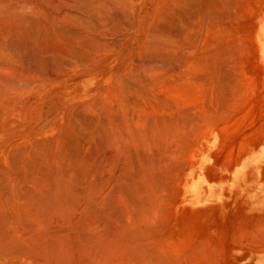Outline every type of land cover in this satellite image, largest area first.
<instances>
[{
  "label": "bare ground",
  "instance_id": "obj_1",
  "mask_svg": "<svg viewBox=\"0 0 264 264\" xmlns=\"http://www.w3.org/2000/svg\"><path fill=\"white\" fill-rule=\"evenodd\" d=\"M251 1L0 0V264L221 262L212 253L192 260L187 251L185 263L182 246L176 253L171 241L166 247L158 239L171 216L163 208L171 187L182 197L205 158L214 156L217 135L207 134L211 127L201 118L229 111L207 110L206 103L223 107L232 100L237 110L250 104L264 115V0L255 12ZM250 21L259 69L244 87L234 83L235 68ZM256 125V133L245 132L253 137L230 141L236 152L228 146V161L223 153L235 185L250 169L264 186V116ZM71 136L81 137L73 147L81 158L64 147ZM197 189H187L194 204L200 203ZM262 192L259 212L242 220L256 228L252 240L248 228L242 232L255 242L246 264H264Z\"/></svg>",
  "mask_w": 264,
  "mask_h": 264
},
{
  "label": "rangeland",
  "instance_id": "obj_2",
  "mask_svg": "<svg viewBox=\"0 0 264 264\" xmlns=\"http://www.w3.org/2000/svg\"><path fill=\"white\" fill-rule=\"evenodd\" d=\"M261 1L262 0H252L251 2H252V7H253V12H255V10L256 9H261L262 8V4L263 3H261ZM264 5V4H263ZM257 6V7H256ZM261 7V8H260ZM256 11H258V10H256ZM252 17V20H254V13H253V15L251 16ZM252 22H255V21H250L249 22V25L245 28V32H244V34L242 35V39H243V37H244V35H245V39H239V47H241V45H242V47H244V48H240V51L238 52V54H239V58H236V68H235V71L237 72V73H239L237 70H239L240 71V75L238 74V75H236L235 76V80H234V83H236V84H239L240 83V85H243L244 86V84H247L246 86H248V85H251L252 83V81H253V79H254V77H255V75L254 74H256V71H257V68L259 69V62H258V59H257V52H256V50H257V48H256V46L254 47L252 44H253V42H254V40L252 39V34L250 33V24L252 23ZM246 33V34H245ZM250 36V37H249ZM246 38H247V40H246ZM251 39V40H250ZM245 40V41H244ZM253 40V41H252ZM243 41L245 42L244 44H243ZM258 43V42H257ZM247 45H249V46H247ZM247 48H248V50H247ZM251 50H250V49ZM241 49H242V51H241ZM253 49V50H252ZM244 50V51H243ZM241 52H244V53H242V55H241ZM253 52V53H252ZM243 54L245 55V56H247L246 58H245V56H243ZM240 55H241V57H240ZM246 59V60H245ZM253 59H255V60H253ZM239 61V63L240 64H238V61ZM242 60V61H241ZM257 60V61H256ZM247 61H248V63H247ZM255 61H256V63H255ZM243 64V66H242V64ZM241 65V66H240ZM239 66H240V69H238L239 68ZM242 69H245L246 71H242ZM252 70V71H251ZM235 72V73H236ZM241 72H242V76H241ZM246 73V74H245ZM246 76H245V75ZM249 75V76H248ZM251 75H253V76H251ZM239 76L242 78L243 77V79H241V78H239ZM244 77H246V78H244ZM248 77H250L249 79H250V81H249V79H248ZM238 81H237V80ZM245 79H246V81H245ZM236 81V82H235ZM243 81V82H242ZM242 82V83H241ZM248 82V83H247ZM89 83V85L92 83V82H88ZM88 85V86H89ZM246 86H244V87H246ZM226 93V92H225ZM227 94H231V92H228ZM248 94H249V92H248ZM251 94V93H250ZM249 94V95H250ZM228 102V104H227V106L226 105H224L223 107L221 106V105H212V107L208 104V103H206V108H207V110H209L208 108H210V110H213V109H218L219 111H224V109H225V111H231V109H232V114H230L229 112H228V114H225V115H221V116H223V117H220V115L218 116V115H216L217 117H212L213 118V120H215V121H213L212 120V118L211 117H209V116H203L202 118H201V120L202 121H204V124L206 123L207 125H210V126H207V128L209 127H211L209 130H208V133L206 132V131H204V133H202V129H201V131L200 130H198V132L200 133V135H207V134H216L217 135V142L215 143V145H214V149H213V152L212 153H214V156H210L211 157V159L210 158H205V167H204V169H202V170H200L199 171V175L198 176H194L195 177V179H196V182H194L195 181V179H192V181L191 182H189V183H187L186 184V187H185V193H184V195H182V197H180V194L179 193H177V192H175V191H173V189L174 188H176V187H171V189H172V191L171 190H169L170 192H172V197L170 196L171 194H170V192L168 191L167 193L168 194H170V195H168L167 197H170L171 198V202L170 201H167V199L168 200H170V198H167L166 200L164 199V206H169V208H166V207H164L163 206V208H164V210H165V215L168 213L169 214V212L171 213V214H169V215H171L170 217L168 216H166V219H165V223L164 224H166V225H164L165 227V229L163 230V231H165V233L167 232L166 230L168 229V231H169V233L168 234H166V235H164L165 233L163 232L162 234H161V236L159 237V239H158V241L160 242V244L162 243V244H164V245H162V246H165V244H166V247H167V244H170V241H171V245L173 246V248H171L172 246L171 245H169V246H171V247H169V248H171V249H173V252H176L177 250L178 251H180V250H182L183 249V251L185 252V256L182 258V261H185V263H188L189 261H191V259L189 258L188 260L189 261H187V257H189V255L191 256V254H192V260L194 259V260H197V259H199V258H197V257H199V255H200V257H201V255L204 257V256H207L208 254H211L212 253V255H211V259L214 261V262H216V261H221V262H219L220 264H222V262H224V264H246V263H248V262H251V261H253V260H251V259H249V258H246V256L245 255H247L245 252H248L249 251V249L248 248H251V247H253L254 245H255V242H253V241H251L252 239H253V237L251 236V238H250V235H251V231H253V229H256L255 227H253L252 225H251V223H247L246 221V223L244 222H242V220L243 219H246L247 217L248 218H251L252 216H256L255 214H257V212H259V210H260V208H261V204H260V202H261V197H262V194H263V190H264V186L263 185H259L258 184V181H257V179H258V177H261V174H256L253 170L251 171L250 169H247V173L244 175V176H242L241 177V181H240V183H241V185H235V183H234V181H233V179H231L232 177V171H226V169L223 167V166H225V165H227L226 164V161H222V159H224V152H225V154L227 153V151H228V153H230V155H231V151H230V147L231 146H233L232 148H231V150L234 148V145L233 144H235L236 145V143H234L233 142V144H231L230 143V141H232V140H234V138H235V136H240L241 138H243L242 136V134H244L245 132H250L251 130H253V134H254V132H255V130H254V128L255 127H257V125H256V121L258 120V118L260 119L261 117L263 118V116L264 115H262V114H260V116L258 117V114H257V108L256 107H254V106H251L250 104L249 105H241V107L240 106H238V110H237V105H236V107H235V104L234 105H231L232 103H233V101L232 100H228V101H226V102H224V104L225 103H227ZM212 103H214V102H211V104ZM237 104V103H236ZM210 106V107H209ZM221 106V107H220ZM244 108H243V107ZM205 107H203L204 109H205ZM215 107V108H214ZM218 107V108H217ZM234 107V108H233ZM245 107H246V110H245ZM251 107V108H250ZM240 108H242L241 110L243 111H240ZM229 109V110H228ZM236 110L237 111V113H236V111L234 112V110ZM206 110V109H205ZM241 113H240V112ZM244 112H245V114H244ZM233 113H234V115H233ZM249 115H248V114ZM239 115V116H238ZM245 115V116H244ZM255 115V116H254ZM226 116H229V118L228 117H226ZM236 116H237V118H236ZM244 116V117H243ZM254 116V117H253ZM207 117V118H206ZM219 117V118H218ZM234 118V121H233V118ZM209 118V119H208ZM218 118V119H217ZM221 118V119H220ZM225 118V119H224ZM226 118H228V120L230 121V122H232L231 124H229V122L227 121V119ZM242 118V119H241ZM204 119V120H203ZM219 119H220V121H219ZM232 121H231V120ZM227 122H226V121ZM249 120H250V122H249ZM251 120L253 121V122H251ZM209 121V122H208ZM213 121V122H212ZM222 121H224V124H222L223 122ZM201 124L202 122L201 121H197L196 123H197V125L199 124V123ZM219 122V123H218ZM225 122L228 124H226L225 125ZM212 123V124H211ZM215 123L216 124H220V126L222 125V127L219 129V125H217L218 126V129L220 130V131H218L216 128V125H215ZM198 125L199 127H201L202 128V125L203 124H201V125ZM238 124H239V126H238ZM247 124V125H246ZM253 126H252V125ZM196 125V126H197ZM212 125V126H211ZM223 125H224V127H223ZM204 126V125H203ZM206 126H204L203 127V129L206 127ZM214 127H216V128H214ZM248 127V128H247ZM206 128V129H207ZM213 129H214V131H213ZM228 129V130H227ZM249 129H251V130H249ZM196 130V129H195ZM196 130V131H197ZM225 130H226V132H225ZM239 130V131H238ZM198 132H196L197 134H199ZM224 132H225V134H224ZM234 132H236V134L234 133ZM207 133V134H206ZM220 133V134H219ZM231 133V134H230ZM256 133V132H255ZM222 134H223V136H224V138L222 139L221 137H222ZM235 134V135H234ZM247 136L249 135V137H253V136H251L250 134H252V132H250V134L249 133H245ZM244 134V135H245ZM218 135H219V137H218ZM78 136H71L69 139H67L66 140V142L64 143V147H65V149H67L66 151H68L69 150V154H71L70 152V149L71 150H74V153H72V154H74V155H80L81 156V150L80 149H74L73 147H74V145H76V140L77 139H81V137H79V138H77ZM71 138H72V141H71ZM225 138L226 139H228V140H225ZM73 139H74V141H75V143H72V142H74L73 141ZM221 139V140H220ZM230 139V140H229ZM249 139H251V138H248V140ZM224 141V143H225V145H223L224 143H223V141ZM227 141H228V143H227ZM222 142V143H221ZM251 142V141H250ZM226 143H227V145H226ZM70 144V145H69ZM73 145V146H72ZM221 145H223V146H221ZM231 145V146H230ZM72 146V147H71ZM226 146H227V148H226ZM228 146H230V147H228ZM223 148V149H220V148ZM73 148V149H72ZM217 150L219 151V152H217ZM235 151V148L232 150V153ZM76 152V153H75ZM222 153L221 155L219 154V153ZM236 152V151H235ZM234 152V153H235ZM218 153L219 155H217L218 156V158H216L215 156H216V154ZM66 154H67V152H66ZM69 154H67V155H69ZM69 156H71V155H69ZM79 156V157H80ZM229 155H227L226 154V157H225V160L227 159V161H228V158L230 157H228ZM228 157V158H227ZM81 158V157H80ZM221 159V161L223 162V163H221V162H219V160ZM216 162H218L219 164H216ZM228 163V162H227ZM219 166H220V168H219ZM213 172H212V171ZM204 171V172H203ZM210 171V172H209ZM251 171V172H250ZM220 172V173H219ZM222 172V173H221ZM194 173V172H193ZM216 173H218V174H216ZM224 173H227V175L226 174H224ZM223 176H222V175ZM209 175V176H208ZM213 175V176H212ZM229 176L230 178L229 179H224L226 176ZM214 176H215V178H214ZM221 176V178H219ZM213 179H212V178ZM217 177V178H216ZM222 177H223V179H222ZM218 178H219V180H218ZM231 179V180H230ZM217 180V181H216ZM229 181H231V182H229ZM242 186V187H241ZM225 187V188H224ZM160 189L162 188V186H160L159 187ZM198 188V189H197ZM233 188V189H232ZM235 188V189H234ZM187 189H188V192H191V191H193V190H196L197 189V196H198V199H197V202L198 201H200V205L199 204H194V203H192V201L193 200H195L194 199V194H191V193H187ZM214 189H216V190H214ZM226 189V190H225ZM175 190V189H174ZM233 190V191H232ZM160 191H162V190H160ZM206 191L207 192H209L208 194L206 193ZM228 191V192H227ZM173 192H175V193H177L178 195H175ZM218 193H219V195H218ZM177 197V196H179V197H177V199H179V200H177V199H173L175 196ZM175 197V198H176ZM217 197V198H216ZM205 198H208V200H205ZM210 198V199H209ZM226 199V200H225ZM160 200V199H159ZM172 200H174V201H172ZM202 200H204L203 201V203L201 202ZM212 201V202H211ZM216 201V202H215ZM231 201V202H230ZM165 202H169L168 203V205L165 203ZM211 202V203H210ZM170 203H171V205L172 204H174V205H172V206H174V209H172L173 207H170ZM206 203V204H205ZM224 203V204H223ZM217 204V205H216ZM207 205V206H206ZM210 205V206H209ZM241 206V207H240ZM166 209H169L170 211H168V210H166ZM172 209V210H171ZM197 209V210H196ZM194 210V211H193ZM196 210V211H195ZM234 211V212H232V211ZM174 211H175V213H174ZM182 212H184L183 214H182ZM186 212V213H185ZM190 212V213H189ZM206 212V213H205ZM212 214H211V213ZM191 213L193 214V215H191ZM198 215H197V214ZM209 213V214H208ZM233 213V214H232ZM173 214V215H172ZM175 214V215H174ZM179 214V215H178ZM182 214V215H181ZM190 216H189V215ZM211 214V215H210ZM218 214V215H217ZM228 214V215H227ZM241 214V215H240ZM245 214V215H244ZM216 215V216H215ZM224 215L226 216V217H224ZM242 215H244V216H246V217H244V216H242ZM172 216H174V217H172ZM215 216V217H214ZM232 216V217H231ZM251 216V217H250ZM188 217H189V219H188ZM230 217V218H229ZM235 217H236V220H235ZM241 217H244V218H241ZM167 218H169V219H167ZM187 218V219H186ZM197 218V219H196ZM219 218V219H218ZM226 218V219H225ZM172 219V220H171ZM175 219H178L177 221H173V220H175ZM201 219V220H200ZM218 220V221H215V220ZM230 219V220H229ZM166 220L168 221V223L166 222ZM190 220V221H189ZM198 220V221H197ZM227 220H229V221H231L232 223H233V225H232V223L231 222H229V221H227ZM240 220V221H239ZM173 221V222H172ZM182 221H189V222H191V224L189 223V225H190V227H189V225L187 224V223H185V222H183V224H182ZM194 221V222H193ZM209 221H210V223H213L214 221V223L215 224H212V225H214V226H210L209 224ZM213 221V222H212ZM227 221V222H226ZM238 221V222H237ZM177 222H179V223H177ZM198 224H197V223ZM218 222V223H217ZM221 222H222V225H221ZM229 222V223H228ZM170 223V224H169ZM187 225V227H185V224ZM237 223V224H236ZM242 223V224H241ZM169 224V225H168ZM171 224H173V226L171 225ZM175 224V225H174ZM182 224V225H181ZM224 224V225H223ZM229 224H231L230 226H229ZM240 224H241V226H240ZM219 227H221V228H218V226ZM225 225H226V227H225ZM228 225V226H227ZM247 225V226H246ZM169 226H172V227H174V228H172V230H171V227H169ZM179 226V227H178ZM180 226H184L185 228H184V230H182V232L183 231H185V233L186 234H184V232H183V234H181V235H183V238L182 237H180L181 235L179 234V231L181 232V230L180 229H182V228H180ZM204 226V227H203ZM207 226V227H206ZM210 226V227H209ZM236 228H235V227ZM243 226H244V228H243ZM251 226V227H250ZM222 227H224L225 228V230H222ZM228 227V228H227ZM231 227V228H230ZM250 227V228H249ZM175 228H177V229H175ZM187 228V229H186ZM206 228V230H208V232L206 231V230H204V233L206 234V233H208V234H206V236H205V234L203 233V229H205ZM210 230H209V229ZM213 228V229H212ZM216 230H215V229ZM223 228V229H224ZM235 230H234V229ZM238 228H239V230H241V232H238L237 230H238ZM247 230H246V229ZM179 229V231H177ZM193 229V230H192ZM200 230H202V231H200ZM229 230H230V232H229ZM246 230V232L248 231V235H246L245 234V236H247V238H250V239H248V240H246L245 239V237L243 236L244 234L242 233L243 231H245ZM171 231H172V233H171ZM177 231V232H176ZM191 231V232H190ZM196 231V232H195ZM226 231V232H225ZM189 234H188V233ZM229 234H228V233ZM237 232V233H236ZM174 233V234H173ZM197 233V234H196ZM235 233H236V235H237V237L239 238V241H238V238L237 237H234L235 236ZM171 234V235H170ZM177 234L178 235H180L179 237L177 236ZM188 234V235H187ZM192 234H194V235H191ZM196 234V235H195ZM202 234H204V236L205 237H203V236H201ZM241 234V235H240ZM162 235H164V237L162 236ZM173 235V236H172ZM174 235H175V237H174ZM201 237H200V236ZM208 235V236H207ZM219 235H221V236H219ZM222 235L224 236V237H222ZM228 235H229V238H228ZM232 235V236H231ZM234 235V236H233ZM238 235H240V237H242L243 238V241L245 242V241H247V244H248V241H250L249 242V247L247 246V244L246 245H244V243H242V239H240V237L238 236ZM172 236V237H171ZM176 236H177V238H176ZM188 236V237H187ZM195 236H197V238L198 237H200V238H198V239H194V238H196ZM214 236H215V238H214ZM164 238V240H162L163 238ZM166 237H167V239H166ZM190 237V238H189ZM211 237H213V238H211V239H213V240H211V245L209 244L210 243V238ZM220 237V238H219ZM232 237H233V239L234 240H231V241H233V242H231L230 241V239H232ZM191 238L192 239H194V242L196 243V245H198L199 243H201V247H199V245H198V247H199V249L197 248V246L195 245V243L193 242V240L191 241ZM208 238V240H209V243H207L208 241H206V239ZM167 241H166V240ZM186 239H188L187 240V242H185L186 241ZM201 240V242H197V240ZM202 239H203V241H205L206 243H204L203 241H202ZM205 239V240H204ZM217 239H219V242H218V240ZM224 239H226L228 242H229V244H228V242H226V241H224ZM174 240H176V241H174ZM196 240V241H195ZM217 240V242H218V244L219 245H217V247H215L216 246V241ZM223 242H225V244L227 243L229 246H230V249L228 248L229 246L226 244H224V243H222V241ZM163 241V242H162ZM177 241H178V243H177ZM221 241V242H220ZM235 241V242H234ZM166 242V243H165ZM192 243H194V245H195V248H196V250H195V248H194V250L196 251H194L193 249V251H192V253H190L191 251H189V249H191L190 247L192 246L191 244ZM213 243V244H212ZM214 243H215V246H214ZM237 243V244H236ZM240 243H242L243 245H241ZM175 244V245H174ZM184 244V245H183ZM204 244V245H203ZM208 244V245H207ZM230 244H232V246L234 245V247H231V245ZM236 244V245H235ZM189 245H191V246H189ZM238 245V246H237ZM253 245V246H252ZM176 246V247H175ZM181 246L183 247L182 249H181ZM203 246V247H202ZM205 246H207V247H205ZM209 246H210V248H209ZM228 246V247H227ZM241 246V247H240ZM188 247V248H187ZM194 247V246H193ZM192 247V248H193ZM228 248L227 249V251H228V253L225 251V249L224 248ZM238 247H240V248H238ZM242 247L243 248H245L246 250H243L242 249ZM186 248V249H185ZM221 250H219V249ZM234 248V249H233ZM237 248V249H236ZM188 249V250H187ZM201 249H202V251H201ZM218 251H217V250ZM222 250H223V252H222ZM183 251H180L181 253L183 252ZM187 251L189 252V255H187L188 253H187ZM198 251H200V253L198 252ZM222 252L223 254H221V253H218L217 254V252ZM230 251V252H229ZM195 252V253H194ZM198 252V253H197ZM207 254H206V253ZM176 253H178V252H176ZM213 253H215V254H213ZM227 253V254H226ZM195 254H197V255H195ZM216 254L217 255H220V256H216ZM196 257H195V256ZM215 257H214V256ZM224 255H225V257L226 258H224ZM230 255V256H229ZM223 257V258H222ZM229 257V258H228ZM246 259H245V258ZM221 260H220V259ZM230 258H231V260H230ZM200 259H202V260H204L203 258H200ZM216 259V260H215ZM222 259H225V261H222ZM240 259H242V260H240ZM211 260V261H212ZM228 260V261H227ZM216 263H218V262H216ZM218 263V264H219Z\"/></svg>",
  "mask_w": 264,
  "mask_h": 264
}]
</instances>
